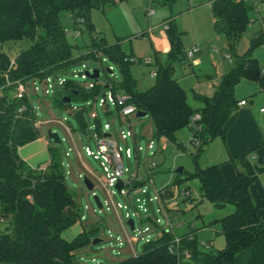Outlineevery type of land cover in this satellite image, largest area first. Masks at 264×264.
<instances>
[{"label":"trees","instance_id":"trees-1","mask_svg":"<svg viewBox=\"0 0 264 264\" xmlns=\"http://www.w3.org/2000/svg\"><path fill=\"white\" fill-rule=\"evenodd\" d=\"M173 1L159 0L161 4ZM105 2L114 3L115 0H0V217L4 221L0 229V264H79L74 251L90 243L98 234V227L94 225L81 228L69 240L61 236L82 215L64 183L56 151L48 148L49 157L43 169L29 168L17 153L19 146L39 137V130L30 103L34 97L28 92L10 94L16 82L32 80L43 87L45 80L48 84L51 79L53 83L48 85L53 89V102L60 108L69 106V101L62 100L63 96L69 100H95L101 89L97 83L84 88L64 78L54 80L56 72L70 63L94 59L92 53L73 55L72 49L78 46L70 43L63 32L64 26L58 16L61 11L68 13L71 27H78L87 35L88 43L82 46L84 50L94 49L117 66L119 82L108 81L106 87L112 94H125L126 99L121 104L114 103L115 114L123 104H132L137 110L144 111L150 117L157 139L175 142L174 133L186 126L190 129L191 139H197L198 148L214 137L223 139L224 123L236 108L234 85L242 76L259 79L260 68L252 52L264 43L261 29L250 34L246 50L235 57V65L220 76L209 96L192 92L199 102L198 107L192 108L186 101L185 91L172 76L173 65L186 62L182 33L173 21L166 20L164 31L169 49L164 59L158 56L154 59L152 85L138 90L130 75L132 63L126 59L129 54L121 51L118 41L106 43L94 33L90 11ZM250 8L243 0H210L213 32L223 35L231 46L246 28ZM22 39L29 45L9 57L3 44ZM228 58L231 60L229 53ZM76 73L72 72V75ZM60 87L64 89L63 94L57 90ZM19 106L23 110L16 112ZM105 113L112 116L110 110ZM194 113L199 114L198 128L189 125ZM83 115L84 108L74 111L77 126L82 131L85 127ZM99 124L95 119L96 132ZM241 158L239 155L235 159ZM191 178L198 180L199 194L214 207L221 208L226 204L233 207L231 212L212 221L219 225L223 248L215 252L200 249L195 235L183 234L179 236L178 248L186 250L188 256L170 253L168 246L172 234L161 230L155 240L144 242L140 254L122 258L115 264H264V220L259 218L258 206L252 202L247 186L230 187L224 182L217 164L200 167L196 161L191 172H185L182 178L175 176L173 183L178 185ZM143 183V180H132L133 188ZM167 189L164 187L159 191L161 200Z\"/></svg>","mask_w":264,"mask_h":264},{"label":"rangeland","instance_id":"rangeland-1","mask_svg":"<svg viewBox=\"0 0 264 264\" xmlns=\"http://www.w3.org/2000/svg\"><path fill=\"white\" fill-rule=\"evenodd\" d=\"M208 0H174L169 4H161L159 0H121L114 3L105 2L100 8L90 11V21L93 24L94 33L102 37L106 43L118 41L121 51L125 54H133V57L149 55L154 61V56L150 50L149 41L144 35V31L149 26H160L162 19L171 17L177 30L182 33V45L184 49L193 45H199L200 51L193 56L199 57V64L192 66L193 73H187L173 67V76L178 79V83L185 91L186 101L192 107L199 106V102L192 96L195 83V75L198 80L203 76H212L217 73L218 67L222 72L227 73L235 65L234 59L240 56L247 48L249 36L252 32L261 29L264 31V23L261 24L258 18L264 20V0L256 1L249 10V17L255 20L247 24L244 31L234 40L230 46L224 36L216 37L211 29L206 2ZM150 9L152 11L150 12ZM59 20L64 27H71V20L66 11H61ZM93 34V35H95ZM140 34H143L139 36ZM70 43L77 44L78 48H73L74 56L84 52V43H88L87 35H81L72 40L67 37ZM209 43V44H208ZM27 40L16 42H5L2 46L4 52L12 57L19 49L28 46ZM214 47L215 50L207 51L206 47ZM231 55V60L225 54ZM100 61L97 59H83L70 63L56 72V78H64L67 81L88 88L93 83L100 85V91L95 97L85 100L71 98L69 106L60 108L53 102V89L48 87L46 93L41 84L35 81L36 90L27 87V92L34 98L30 100L31 107L35 113V125L39 130V137L27 142L17 148V153L25 164L31 168H44L48 160V148L56 151L61 161L64 183L72 193L79 213L82 218L61 233L64 239H71L81 228L98 227L97 237L99 241L95 244L88 243L74 251V255L82 263H113L130 255L140 254L144 246V240H155L160 235L161 230L166 227L164 215L172 225L170 233L175 236L183 234L195 235L199 242H207V247L202 245L200 249L207 251H217L223 248L224 240L219 233V225L212 222L233 210L229 204L221 208L214 207L207 199L199 194L198 180L191 178L183 180L178 185L173 183L175 176L183 177L185 172H191L194 168V161L198 166L220 161L222 143L220 137H215L206 143L199 145V148L191 142L190 129L182 127L174 133L175 142L163 141L156 138L154 129L148 114L135 117L129 116L126 121L119 122L115 114L114 106L108 103L111 117L105 113V106L100 105L105 95L109 93L108 81L119 82L120 73L117 66L98 53ZM252 56L255 58L257 66H264V43L256 47ZM150 66L144 64H131L129 66L130 75L135 80L136 89L144 90L152 85L154 76H151ZM92 69H98V76L95 79L81 77V74ZM110 70V71H108ZM72 72H77L72 75ZM48 80V84H52ZM60 94L64 93L63 88H57ZM10 94H15L10 93ZM236 100L245 98L247 106L253 110L254 119L262 122L264 128V115L258 116L259 107L264 108V73L259 72V79L255 80L242 76L234 85L233 91ZM11 96V95H10ZM84 108L85 127L83 131L77 126L74 111ZM95 119L102 126L107 123V131L111 133L115 142L121 147L120 157L122 166L126 169L124 176L132 175L140 177L144 183L132 189H127L124 194L118 193L113 186L103 188L100 181L104 179L105 173L99 163V159H93L91 155H85L83 148L88 147L95 151ZM130 125V128L128 127ZM55 132L60 139L58 143L49 141L46 137V130ZM131 129L135 135V142L141 146L140 160L148 164L154 160L157 165L150 177L153 184L147 181V177L141 169L142 162L135 164L133 155H124V148L133 150L134 143L130 136H125L122 140L119 131L123 132ZM73 140H72V139ZM150 138L154 142L152 151L154 155L150 158L146 141ZM74 141V142H73ZM74 147L71 150L68 148ZM199 149V151H198ZM76 150V152H75ZM65 152L67 154L65 155ZM78 153V154H77ZM180 167L182 173L176 174L175 170ZM237 168L238 166L235 165ZM89 171V172H88ZM86 177L92 184L88 190L83 183ZM140 181V179H138ZM168 189L162 193V202L152 199L156 190ZM187 187L188 197H181L179 190ZM109 196L106 193V190ZM130 193V197L127 195ZM96 195L102 203V207L96 206L93 200ZM150 198V200H148ZM108 202V206L104 204ZM119 207H116V204ZM161 204L163 205V210ZM159 208L160 211H156ZM132 220L133 230L129 228L127 221ZM157 220V222H155ZM155 223L153 225L152 223ZM179 224L176 227V224ZM4 226V221H0V229ZM148 240V241H149ZM209 243V244H208Z\"/></svg>","mask_w":264,"mask_h":264},{"label":"crops","instance_id":"crops-1","mask_svg":"<svg viewBox=\"0 0 264 264\" xmlns=\"http://www.w3.org/2000/svg\"><path fill=\"white\" fill-rule=\"evenodd\" d=\"M209 4H210V0L206 2V5L209 15V22L211 26L212 20L209 12ZM151 11L152 9H150V12ZM166 20H171V17L162 19L160 26L158 27L149 26L144 31L145 33L144 35H146L149 41L150 50L152 51L154 59L156 56L164 59L165 58L164 55L169 49V44L165 35V31L161 27V24L166 22ZM213 34L216 37L222 36L220 34H215L214 32ZM141 35L143 34H140L139 36ZM197 46H198V50L194 52L188 60L186 59V62L182 63L181 65L174 64L173 67L177 66L181 70V72L182 70H186L187 73H193L192 66L195 65L197 66L199 64V57L193 58V56L200 51V46L199 45ZM206 49L207 51L215 50L214 47H210L209 45H207ZM185 50L186 49H184V51ZM143 56H149V55H143ZM149 57L151 58V56ZM227 59L229 60V58ZM154 62L155 61H152L151 58L152 66H155ZM222 74H223L222 68L218 67L217 73L215 75L203 76L200 77L199 80H198V76L195 75L196 80L192 92L204 96H209L216 87L219 78ZM172 76H173V71H172ZM175 80L178 83V79L175 78ZM242 99L245 100V103L242 105H238L236 103V108L232 111V113L228 116V118L224 123V130H225L224 137L223 139L220 138L222 143L220 159H219L220 161L209 163L207 165L217 164L220 174L224 182L228 186L232 187L238 184L246 185L252 202L256 206H258L257 213L259 218L261 220H264V139H262L261 136V133L264 130V128L262 126V122L260 123L259 121L254 119L255 117L252 114L253 110H251L247 106L248 103L245 98H240L237 100V102ZM259 108H258V112L255 113L260 117L264 115V112H259ZM239 155H242V158L238 161L235 158ZM235 165L238 167L236 168ZM204 166H200V167H204ZM152 173L153 172H151V174ZM138 179L142 180L140 177L137 176L136 180ZM152 184H153V180H152ZM159 191L160 190H156V192L160 197Z\"/></svg>","mask_w":264,"mask_h":264},{"label":"built area","instance_id":"built-area-1","mask_svg":"<svg viewBox=\"0 0 264 264\" xmlns=\"http://www.w3.org/2000/svg\"><path fill=\"white\" fill-rule=\"evenodd\" d=\"M245 1L247 4L251 6H254V4L256 3V1L259 0H243ZM255 20V18H251L248 17L247 19V24L252 23ZM258 20L260 21L261 24L264 23V20L261 18H258ZM161 27L163 30H165V28L167 27L166 23H162ZM262 30V28H261ZM63 32L65 34L66 37H71L72 40L79 37L81 35V31L80 28L78 27H63ZM198 50V46L194 45L191 46L190 48L186 49L184 51V57L185 59H189L191 57V55L196 52ZM84 53H92L94 56V60L97 59L98 61H100V57L98 55V51H95L94 49H90L87 48L86 50H84ZM225 57L228 58V54H225ZM130 63L134 64H144V65H148L150 66V75L154 76L155 75V67L152 66L151 64V58L149 56H141V57H133L131 55H129L126 58ZM261 72H264V66L260 68ZM81 77H85V74H81ZM27 87H31L33 90L37 89V86L35 85L34 81H28L27 83H22V82H16L15 86H14V93L17 95H20L22 93H26L27 92ZM49 87V85L47 84V80H45V84L43 85V89H44V93H46L47 88ZM126 99L125 94L121 93V92H117L112 94L110 91L108 93V95L105 93H103V98L100 101V105H104L105 106V110H109L108 108V103L114 105V103H123V101ZM95 101V100H94ZM245 103V100H239L237 102L238 105H242ZM23 110L22 106H19L16 108V112H21ZM136 108L132 105V104H123L122 106L119 107L118 111H117V117L119 118V122L122 123L123 121H126L128 119L129 116H134L135 112H136ZM259 112H264V108L260 107L259 108ZM199 119V114L198 113H194L193 115L190 116L189 119V125L192 127H196L198 128V126H196V121ZM128 127L130 128V125H128ZM109 128V125L107 123L103 124L102 126L99 124L98 126V132H94L93 136L95 139V151L92 152L88 147H84L83 151L85 155H91L93 159H99V163L100 166L102 168V171L105 173L104 179L102 181H100V184L103 188L106 187H111L113 186L114 188V184L116 182L117 179H119L121 181V188L118 190V193H122L124 194L126 192V188L127 189H132V180H136V175L138 174L137 172H135V174L131 177L130 175L124 176V172L126 171V169L122 166L121 163V157H120V152H121V147L115 142V140L113 139L111 133H109L107 131V129ZM125 136H130L134 146H133V150L131 152V149L128 147H125L123 152L124 155L126 157H129L131 154L134 157L135 160V164L138 167V164H140L142 162V166L141 169L144 172V174L147 177V181L152 184V179L150 177L151 172L156 168L157 163L154 160H150V162L148 164H144L143 160H140V151H141V146H139L138 144H136L135 142V133L129 129L126 132H123L122 130L119 131V137L123 140L125 138ZM262 139H264V130L261 133ZM161 142L163 143V140H161ZM191 142L194 145H197V139L196 138H192ZM146 149H148V154L150 155V158L154 155V152L152 151L153 147H154V142L152 139L148 138L146 141ZM74 147V144H72V147L68 148L67 150H71ZM75 149V147H74ZM67 154V152H65V155ZM89 172V171H88ZM115 189V188H114ZM106 190V189H105ZM179 195L181 197H188L189 192L187 190V187L185 188H181V190L178 191ZM107 195L109 196L108 191L106 190ZM129 197L131 196L130 193L127 194ZM152 199H156L158 200L160 203L161 198L159 197L158 193L156 192L155 196L152 197ZM148 200H150V198H148ZM101 203V202H100ZM104 204L106 205V207L108 206V202H104ZM116 207H119V204L117 203L115 205ZM102 207V203L100 208ZM162 207V211L163 210V205L161 204ZM156 211H160L159 208L156 209ZM165 217V221H166V227L164 230L165 231H171L172 230V225L170 224V222L168 221L169 219L167 218V215H164ZM82 218V216L80 217V219ZM2 220V218L0 217V221ZM155 222H157V220H155ZM153 224L155 225V223L153 222ZM179 224H176V227H178ZM133 230V227H132ZM179 236H175L172 235V239L170 242V245L168 246V251L170 253H174V254H178L179 253L183 256H188V253L186 250H179L178 246H179ZM149 239H145L144 241L147 242ZM200 245H202L203 247H207V242L203 241V242H199ZM209 244V243H208ZM134 255V254H133ZM116 262V261H115ZM115 262L113 263H107V264H115ZM79 264H101V263H82L79 262Z\"/></svg>","mask_w":264,"mask_h":264},{"label":"water","instance_id":"water-1","mask_svg":"<svg viewBox=\"0 0 264 264\" xmlns=\"http://www.w3.org/2000/svg\"><path fill=\"white\" fill-rule=\"evenodd\" d=\"M110 71V70H108ZM85 76L88 77L89 79H95L97 76H98V69H92L91 72H84ZM74 93H76V91H74ZM62 100L64 102H68L69 101V97L67 96H63ZM146 113L144 111H140V110H136L134 116L135 117H140V116H144ZM46 137L49 141H52L53 143H58L60 141V139L58 138L57 134L55 132H51L50 129H47L46 130ZM177 173H180L181 171V168L178 167L176 170H175ZM83 183L84 185L86 186V188L88 190H90L92 188V184L91 182L86 178V177H83ZM114 188L115 190L118 192V190L121 188V181L119 179L116 180L115 184H114ZM93 200H94V203L96 204L97 207L100 208L101 206V203L98 199V197L96 195H93ZM127 224L129 226L130 229H132V220H128L127 221ZM99 239L98 238H93L92 241H91V244H95L96 242H98Z\"/></svg>","mask_w":264,"mask_h":264}]
</instances>
